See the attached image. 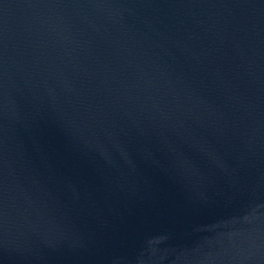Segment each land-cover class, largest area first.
Instances as JSON below:
<instances>
[{
    "label": "water",
    "instance_id": "95a60500",
    "mask_svg": "<svg viewBox=\"0 0 264 264\" xmlns=\"http://www.w3.org/2000/svg\"><path fill=\"white\" fill-rule=\"evenodd\" d=\"M0 264H264V0H0Z\"/></svg>",
    "mask_w": 264,
    "mask_h": 264
}]
</instances>
